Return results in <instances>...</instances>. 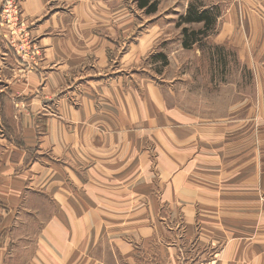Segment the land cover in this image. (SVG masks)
Wrapping results in <instances>:
<instances>
[{
	"label": "crops",
	"instance_id": "crops-1",
	"mask_svg": "<svg viewBox=\"0 0 264 264\" xmlns=\"http://www.w3.org/2000/svg\"><path fill=\"white\" fill-rule=\"evenodd\" d=\"M52 1L56 0H27L24 8L29 17L39 18L49 11ZM91 1L95 8L106 4V11L98 13L102 19L78 21L82 7L88 6L84 0L75 1V7L65 11L66 19L75 20L85 34L73 30L64 36H40L43 57L35 69L8 52L7 67L0 69V79L7 83L4 93L0 87V125L4 130L0 134V264H13L7 256L16 243L38 250L45 256L42 264H49L50 249L61 257L66 250H98L100 238L114 239L119 220L157 217L167 188L173 206L186 199L194 205L191 212H199L206 241L233 236L219 264H244L240 263L246 258L241 248H247L246 252L251 248L250 258L258 261L253 264H264L257 254L259 246H264V232H254L264 226L259 224L264 210L256 191L257 175L243 166L241 139L224 150L218 144L205 147L200 139L195 141L198 119L192 98H187L191 104L186 103L187 110L182 111L184 100H178V89L147 81L144 69L131 68L128 71L134 70V74L125 79L118 75L127 72L124 68L104 73L110 63L118 64L119 58L122 67L141 60L153 35L141 33L137 45L116 58L115 26L133 25L128 35L136 25L131 20L114 21V0ZM217 5L220 29L215 37H209L213 45L237 50L240 58H253L240 49L241 42L244 38L250 44L259 41L260 27L264 35V0H221ZM58 18L49 22H58ZM157 29L156 23L154 36ZM93 31L103 33L89 34ZM260 42L264 43V36ZM5 49L0 42V55ZM21 68L27 72L24 78H19ZM111 73L118 76L103 80ZM214 93L213 100H228L226 93L217 89ZM46 107L57 113L52 115ZM6 122L13 133L5 131ZM148 142H152L149 148ZM221 154L230 156L224 177L213 173L218 167L212 168L224 160ZM219 186L222 202L202 197L203 189L216 193ZM254 187V193L246 194L247 188ZM186 188L192 191L179 195ZM151 231L145 229L142 235H151ZM246 235L252 241H235L248 238ZM170 254L166 256L172 261ZM72 257L66 258L67 264H79Z\"/></svg>",
	"mask_w": 264,
	"mask_h": 264
},
{
	"label": "rangeland",
	"instance_id": "rangeland-1",
	"mask_svg": "<svg viewBox=\"0 0 264 264\" xmlns=\"http://www.w3.org/2000/svg\"><path fill=\"white\" fill-rule=\"evenodd\" d=\"M75 1L77 0L52 1L49 11L36 18L32 15L31 17L28 16L24 8L27 0H0V42H3V46L6 48L0 55V69L5 70L7 67L6 63L9 61L7 60V52L19 62L26 63L27 68L35 69L43 57V49L37 39L40 36L51 34L64 36L69 32L72 33L73 30H75L74 34H85L84 29L77 25L75 20L66 19L65 11L67 8L73 9ZM84 1L88 2V6L82 7L81 16L80 18L77 17L78 21L79 19H81L80 22L102 19L98 17V13L106 11V4L103 3L104 7H99L100 9L96 6V9L91 0ZM104 1L110 3V0ZM157 1L159 3L158 12L153 15H146L144 11L138 8V0H114V21L121 24L131 20L136 25V30L128 35L127 33L133 25L130 28L129 26H115L116 47L114 55L116 58L133 49L134 44L137 45L141 33H146L148 36L152 34L153 43L146 51L141 52L143 54L141 60H132L131 65L122 67L119 58L118 64L110 63V66L105 68L104 73L110 72L113 68L114 70L124 68L127 72L120 71L119 74H115L123 75V79H125V76L129 78L134 74V70L128 71L131 68L144 69L143 73H146L144 77L146 76L147 81L157 80L159 83L178 89L176 92L180 96L178 100H184L183 109L180 108L182 111L187 110L186 103L191 104L187 98H192L196 103L194 116L198 119V122L194 123V129L198 131V137L195 141L198 143L200 139L204 142L205 147H214L218 144L219 149L224 150L227 144L241 139L242 158L245 159L243 166L248 173L257 175L254 180L258 184L256 191L260 195L261 210L263 211L264 43L260 41L264 35L261 34V27L259 26L256 36V39L260 38L259 41L250 44V41L244 38L241 42L240 49L248 55L251 54L253 58H240L237 50L216 46L212 43L211 38L215 37L220 29L219 13H221V9L217 3L221 0ZM198 2L203 4V9L208 8L205 10H209L211 14H215V16L218 14V18L211 28L206 30L205 34L198 35L189 47H185L184 28L196 32L205 30L204 23L177 26L180 18L187 14L189 7ZM225 6L226 4H223V7ZM123 7L127 8V11L121 13L125 9ZM54 16L59 17L58 22H49ZM61 20L65 22L64 25H62ZM256 20L258 22L259 19ZM156 23L158 29L156 36H154L155 34L152 32H155ZM258 25H260V21ZM98 33L103 32H89V34L94 35ZM247 34L245 30L244 35ZM155 40L157 41L155 42ZM245 41H249V43ZM252 45L255 46V50ZM145 53L147 54L146 59ZM18 73L19 78H24L27 72L25 68H21ZM115 74L103 76V80L108 81L110 77H117L118 75ZM5 81L1 77V93L5 92L4 89L7 86ZM188 84L194 86L188 87ZM216 89L226 93L225 99L228 100L222 103L213 100L211 95L215 94ZM232 94L234 95L233 98L231 97ZM221 100H223L222 97ZM5 109L10 111L8 106ZM46 110H51V108L46 107ZM50 113L54 115L57 112L51 110ZM4 125L7 128L5 131L14 132L7 126V122ZM3 131L0 125V134ZM201 134L204 135V139L200 138ZM151 143L148 142V148L151 147ZM221 157L224 160L212 165V168L218 167V170H213V173L224 177L227 174L225 163L228 160L226 159L230 156L224 157L221 154ZM220 187L216 193L203 189L205 194L202 197L207 200L218 199L222 202L224 200L223 190ZM168 189L163 192L161 198L163 206L158 216L156 214L157 217L150 220H119L120 223L116 222L114 239L110 236L100 238L98 250H66L65 255L61 257L50 249L47 262L49 264H67L66 258L71 259L73 256L72 260L78 259L79 264H219L223 251L234 240L233 236L230 239L224 236L219 238L217 242L206 241L202 236V223L198 219L199 212H191L194 205L186 199L187 201L182 200L184 202H179L173 206L169 200L170 192ZM157 190L160 194L158 187ZM254 190L255 187L251 190L247 188L246 194L254 193ZM186 191L192 190L186 188L182 194L179 192V195H185ZM187 196L193 197L189 192H187ZM220 197L222 198L220 199ZM186 208L187 210H185ZM188 214H192V217L190 218ZM84 221L88 225L90 224L88 220ZM261 223H264V220L261 221L260 218L259 224ZM150 228L154 232L151 231V235L143 236L145 229L150 230ZM261 231L264 232V226L254 230L256 235ZM246 236L248 238H235V241L246 243L252 241L253 238L250 235ZM16 244H13L14 250H12L11 255L7 256L9 263L28 264L33 262V264H42L45 256L41 255L38 250L31 249L24 243ZM259 249L257 252L259 262L264 263V246H259ZM246 250L247 248L245 250L240 249V253L243 252L246 257L240 263L253 264L258 262L250 258L251 248L248 252ZM167 252L171 253L172 261L167 258ZM59 256L61 259L63 258V262L58 259Z\"/></svg>",
	"mask_w": 264,
	"mask_h": 264
},
{
	"label": "trees",
	"instance_id": "trees-1",
	"mask_svg": "<svg viewBox=\"0 0 264 264\" xmlns=\"http://www.w3.org/2000/svg\"><path fill=\"white\" fill-rule=\"evenodd\" d=\"M158 1L157 0H138V8L144 11L146 15H153L158 12ZM202 7V8H201ZM218 14H211L209 10L203 9V4L197 3L189 7L187 14L184 17L180 18V21L177 23V26L180 27L183 24L191 25V24H203L205 30L203 32L192 31L189 28L183 29V34L185 37L184 45L185 47H189L191 43H193L195 38L198 35H202L206 33V30H209L213 23L217 20Z\"/></svg>",
	"mask_w": 264,
	"mask_h": 264
}]
</instances>
